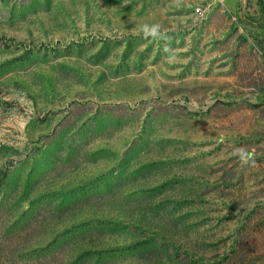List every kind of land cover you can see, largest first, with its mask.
Wrapping results in <instances>:
<instances>
[{
	"label": "rangeland",
	"instance_id": "obj_1",
	"mask_svg": "<svg viewBox=\"0 0 264 264\" xmlns=\"http://www.w3.org/2000/svg\"><path fill=\"white\" fill-rule=\"evenodd\" d=\"M0 264H264V0H0Z\"/></svg>",
	"mask_w": 264,
	"mask_h": 264
},
{
	"label": "clouds",
	"instance_id": "obj_2",
	"mask_svg": "<svg viewBox=\"0 0 264 264\" xmlns=\"http://www.w3.org/2000/svg\"><path fill=\"white\" fill-rule=\"evenodd\" d=\"M159 27H160L159 25H152V26L145 25L144 26L145 34L156 36L159 32Z\"/></svg>",
	"mask_w": 264,
	"mask_h": 264
}]
</instances>
